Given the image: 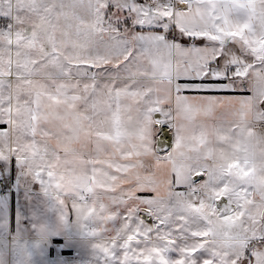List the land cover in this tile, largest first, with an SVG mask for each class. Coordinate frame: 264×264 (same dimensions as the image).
Returning <instances> with one entry per match:
<instances>
[{
    "label": "snow or ice",
    "instance_id": "1",
    "mask_svg": "<svg viewBox=\"0 0 264 264\" xmlns=\"http://www.w3.org/2000/svg\"><path fill=\"white\" fill-rule=\"evenodd\" d=\"M0 125L105 264H264V0H0Z\"/></svg>",
    "mask_w": 264,
    "mask_h": 264
},
{
    "label": "crops",
    "instance_id": "2",
    "mask_svg": "<svg viewBox=\"0 0 264 264\" xmlns=\"http://www.w3.org/2000/svg\"><path fill=\"white\" fill-rule=\"evenodd\" d=\"M12 170V194L0 195V264H63V244L81 238L75 214L62 209L55 195L46 193L38 182L15 179L14 163ZM16 212L22 218L17 232Z\"/></svg>",
    "mask_w": 264,
    "mask_h": 264
},
{
    "label": "rangeland",
    "instance_id": "3",
    "mask_svg": "<svg viewBox=\"0 0 264 264\" xmlns=\"http://www.w3.org/2000/svg\"><path fill=\"white\" fill-rule=\"evenodd\" d=\"M3 127L5 126L0 125V128ZM12 165L13 164L8 167L3 166V170H0V172L6 177L10 176L11 174L13 178ZM14 170L15 179H19L20 176L22 177L21 170L15 164ZM32 187L35 189V185ZM82 210L83 213H79L80 217L83 216V218L91 219L102 235H100V237L88 236L87 230H82L79 227L77 220H75L74 224L79 227L78 236L81 238L77 240L66 241L60 250L62 251L60 257H62L63 264H105L106 258L102 253L99 252V250L94 247V245L98 241L101 243H107L113 239V234L111 231H104V225L107 223L110 215H112L111 207L107 202L92 203L82 208ZM21 219L22 218L20 217L19 212H16L14 217L15 232H17L19 227L22 226ZM153 258L161 260L163 259L160 256L158 249L151 248L146 251L144 256L145 264H151Z\"/></svg>",
    "mask_w": 264,
    "mask_h": 264
},
{
    "label": "built area",
    "instance_id": "4",
    "mask_svg": "<svg viewBox=\"0 0 264 264\" xmlns=\"http://www.w3.org/2000/svg\"><path fill=\"white\" fill-rule=\"evenodd\" d=\"M13 189L14 183L11 174L10 176L6 177L0 172V195L10 196L12 194Z\"/></svg>",
    "mask_w": 264,
    "mask_h": 264
},
{
    "label": "clouds",
    "instance_id": "5",
    "mask_svg": "<svg viewBox=\"0 0 264 264\" xmlns=\"http://www.w3.org/2000/svg\"><path fill=\"white\" fill-rule=\"evenodd\" d=\"M81 220L83 221V216L81 217Z\"/></svg>",
    "mask_w": 264,
    "mask_h": 264
}]
</instances>
